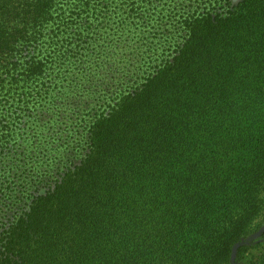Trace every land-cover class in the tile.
<instances>
[{"label":"trees","instance_id":"16d2710c","mask_svg":"<svg viewBox=\"0 0 264 264\" xmlns=\"http://www.w3.org/2000/svg\"><path fill=\"white\" fill-rule=\"evenodd\" d=\"M96 1L0 0V264H237L264 238V0L131 3L132 25L157 15L146 69L17 146L29 101L91 93V66L69 70L100 53L62 47Z\"/></svg>","mask_w":264,"mask_h":264},{"label":"rangeland","instance_id":"374dc122","mask_svg":"<svg viewBox=\"0 0 264 264\" xmlns=\"http://www.w3.org/2000/svg\"><path fill=\"white\" fill-rule=\"evenodd\" d=\"M135 1L137 0H111L113 3H106L97 0L95 2L97 5L96 14H94L93 8L88 6L84 17L77 24L80 33L75 31L78 35H75L74 38L73 36L68 37L70 38L69 45L63 46L62 49L74 47L81 53L84 50L100 53V55H96L97 63L91 61L81 65L77 62L69 70V73L72 74L74 68L91 66L90 70H87L91 75H94L90 83L92 86L89 87L91 93L81 99L79 108L67 105L61 107L59 111L56 110L55 105L47 104L44 107L36 101H29L30 109L22 113L20 123L15 130L22 135L17 137L18 140L23 137L22 141L16 140L17 146L29 140H33L37 144L43 142L45 138L51 145L59 139L65 138L66 134L71 135L76 131V128L84 124L88 115L106 108V101L109 99L111 101L113 96L119 93L122 82L128 81L130 78L135 80L134 71L136 69H139V75L142 74L146 67L140 70L142 63L145 62L143 58H140L141 51L146 52L148 49L147 41L149 40L146 37L155 32L153 24L157 23V15H153L154 11L151 15L149 10L142 11L139 15L142 17L141 22L136 25L130 24L127 12L133 5L131 3ZM187 4L188 2H183V5ZM177 35H180V32ZM89 57L88 55L85 60ZM158 63H154V65ZM68 78L70 75H67ZM129 84L133 85L134 83ZM55 113L58 114L54 119ZM246 245L247 255L244 259L237 261V264H252L264 250V238H260V232H257L248 239Z\"/></svg>","mask_w":264,"mask_h":264}]
</instances>
